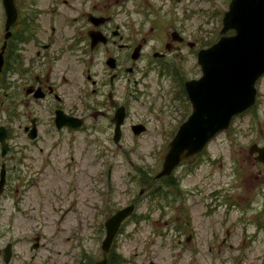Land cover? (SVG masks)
<instances>
[{
    "label": "flooded vegetation",
    "instance_id": "1",
    "mask_svg": "<svg viewBox=\"0 0 264 264\" xmlns=\"http://www.w3.org/2000/svg\"><path fill=\"white\" fill-rule=\"evenodd\" d=\"M140 1L13 0L15 20L7 26L0 0V264L102 261L104 223L123 207H107L104 197L111 190L115 165H108L104 174L101 158L115 157L126 135L138 139L147 133L149 111L135 110L136 101L143 110L148 101L154 119L167 115L176 125L164 130L170 140L187 118L180 61L187 54L197 58L198 51L210 45V30L194 27V12L186 0H160L157 16L162 19L152 22L148 18L154 4L149 2L158 0H149V6ZM145 13L148 18L137 22L136 16ZM202 41L209 45H198ZM256 98V104L238 117L259 106ZM262 120L256 112L251 122L245 120L241 181L232 186L235 197L230 196L246 226L256 231L264 230L259 223L264 220ZM89 149L101 157L88 158ZM204 161L210 169V157ZM195 163H202L199 154L176 169L182 168L177 180L182 190L177 188L175 200L190 195L182 181ZM174 172L153 180L150 171L139 169L138 197L146 193L150 199L157 193L154 187H166ZM137 204L134 198L126 206L133 205L135 212ZM170 204L166 201L163 208ZM231 207L235 205L226 215ZM187 210L180 204L178 221L181 212L188 219ZM134 214L118 229L105 254L107 264L123 263L117 240ZM70 220L72 226L64 228ZM88 228L91 237H86ZM66 258L70 261L65 263Z\"/></svg>",
    "mask_w": 264,
    "mask_h": 264
},
{
    "label": "rangeland",
    "instance_id": "2",
    "mask_svg": "<svg viewBox=\"0 0 264 264\" xmlns=\"http://www.w3.org/2000/svg\"><path fill=\"white\" fill-rule=\"evenodd\" d=\"M142 1L149 6V0ZM142 1L140 3L143 4ZM229 1L186 0L185 5L191 3L190 9L194 12L192 17L194 27L210 30V44L220 36L221 19L227 10ZM149 3L154 4V13L149 18L146 16L147 13L143 16H136L137 22L147 18L151 22L162 19L157 16L160 13L157 10L160 0ZM180 11L182 12L179 14L181 16L184 12L183 7ZM181 19H183V15ZM198 45L209 44L202 41ZM72 60L73 58H71ZM179 67L182 80L200 76L195 55L187 54L184 60L180 61ZM256 87L259 106L248 111L243 117L235 118L229 130L221 132L213 138L199 157L202 161L200 165L195 163L194 167L188 166L186 172L190 174L184 176L182 185L187 186H184L183 190L191 191V193L189 196H184L185 199L182 201L175 200V185L167 189L169 194H159L151 200L146 193H142V196L138 197L142 187H136L138 170L142 168L148 170L151 176L159 171L167 143L170 141V136L165 135L164 130L168 132L176 125L169 122L167 115L161 119H154L157 115L152 110V106L147 104L148 101L143 105L144 110L140 107L139 101L135 102V110L149 111L147 133L138 139H132L126 135L123 148L119 149L116 156L113 158L103 156L100 163V165H105L104 174L108 165H115L111 190L108 196L104 197L108 209L124 207L134 198L137 199V205H139L135 210V218L132 217L128 221L118 236L117 248L123 261L122 264H264V230L256 231L253 225L246 226L248 221L242 220L236 200L233 201L230 198V196L235 197V189L232 186H237L241 181L239 160L240 146L244 142L241 132L245 120L248 119L251 122L255 117V112L260 114L263 119L264 131V79L258 85L256 84ZM168 102H171L169 96ZM174 103L181 107L178 100ZM148 107L149 110H147ZM184 109L188 110V106L185 104ZM189 112L190 109L186 115ZM136 116L137 112L133 117ZM88 152H90L88 158L100 156L95 149H89ZM207 157H210V169L204 161ZM95 170L96 168H91L90 172ZM235 170L239 171V175ZM209 171L210 179L207 177ZM181 174L182 168H179L173 177L179 179ZM87 192L88 189H86V195ZM166 201H170L171 207L161 208ZM182 203L188 209L187 213L190 216L188 215L187 219L186 215L181 212L180 222L177 218L179 206ZM232 204L235 207H231L232 211L226 215L229 206H233ZM87 206H90L89 203ZM259 223L264 224V220H259ZM68 226H72V221L63 227L67 228ZM179 226L188 227L183 231V235H180L181 228ZM87 233L86 237H91L89 235L93 234L89 228ZM189 234L191 235L187 237ZM88 246L91 247L92 243H88ZM72 253L78 256V252ZM58 257L56 254V260L61 261L62 259L59 260ZM222 260L225 263H222ZM231 260H236V263H232ZM68 261H70L69 258H66L65 263Z\"/></svg>",
    "mask_w": 264,
    "mask_h": 264
},
{
    "label": "water",
    "instance_id": "3",
    "mask_svg": "<svg viewBox=\"0 0 264 264\" xmlns=\"http://www.w3.org/2000/svg\"><path fill=\"white\" fill-rule=\"evenodd\" d=\"M4 6L9 26L16 15L13 0H4ZM228 31L233 34L226 35ZM220 34L215 43L198 52L201 77L185 83L192 113L169 143L156 178L169 175L183 158L200 152L216 133L228 128L234 115L255 101V83L264 74V0H230ZM133 209L129 205L105 221L104 258L91 264H107L105 254Z\"/></svg>",
    "mask_w": 264,
    "mask_h": 264
},
{
    "label": "trees",
    "instance_id": "4",
    "mask_svg": "<svg viewBox=\"0 0 264 264\" xmlns=\"http://www.w3.org/2000/svg\"><path fill=\"white\" fill-rule=\"evenodd\" d=\"M174 182V181H173ZM173 182H172V186H173ZM154 190L157 192L156 193V196L155 197H157L158 195L157 194H159V192H160V189L159 188H154ZM164 193H165V191H163ZM112 262H111V260L109 261V264H111Z\"/></svg>",
    "mask_w": 264,
    "mask_h": 264
}]
</instances>
